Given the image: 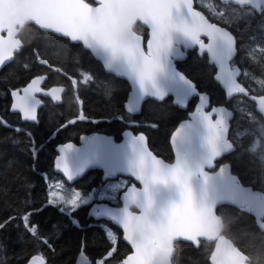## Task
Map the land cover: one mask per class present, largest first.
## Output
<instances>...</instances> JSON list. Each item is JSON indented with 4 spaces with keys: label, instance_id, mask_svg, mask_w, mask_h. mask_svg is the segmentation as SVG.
<instances>
[{
    "label": "snow or ice",
    "instance_id": "6c2138e0",
    "mask_svg": "<svg viewBox=\"0 0 264 264\" xmlns=\"http://www.w3.org/2000/svg\"><path fill=\"white\" fill-rule=\"evenodd\" d=\"M249 30L254 34L245 44L242 37ZM38 31L54 36L61 48L87 52L107 75L126 80L129 117L147 98L173 96L176 105L188 108L191 101L194 107L170 134L173 162L154 154L144 133L131 131L119 144L91 136L81 137L83 147L59 148L55 168L68 181L98 167L112 182L85 195L66 191L63 184L49 185L47 204L71 214L95 201L90 215L107 217L121 229L107 231L109 245L97 257L82 245L75 264H179L181 242L200 249L204 264H264V248L252 255L239 246L226 232L231 220L220 211L227 205L247 213L264 236V0H0V68L13 63L31 43L29 34ZM189 50L206 57L226 106H211L208 94L178 70L176 62ZM33 53L40 65L53 67L38 50ZM54 71L78 87L62 68ZM80 75L85 84L98 81L110 94L104 78ZM46 78L36 75L11 91V109L24 121H37L42 103L37 94L61 99L64 87L46 90L41 86ZM76 119L87 117L81 111ZM0 126L11 127L2 117ZM241 144L258 168L248 184L223 162ZM30 146L35 155L31 139ZM31 215L22 216L23 226L39 242L42 234ZM16 219L0 221V230ZM43 243L51 248L47 239ZM0 264H7L6 258ZM27 264H46L45 256L31 255Z\"/></svg>",
    "mask_w": 264,
    "mask_h": 264
},
{
    "label": "trees",
    "instance_id": "16d2710c",
    "mask_svg": "<svg viewBox=\"0 0 264 264\" xmlns=\"http://www.w3.org/2000/svg\"><path fill=\"white\" fill-rule=\"evenodd\" d=\"M252 34L254 30L244 33L242 42L248 43ZM29 38L31 43L26 45L23 53L13 63L0 69V117L11 125L0 126V221L9 216L17 217L14 223L0 230V258H6L7 264H24L31 255L42 254L46 264H74L82 245L86 246L92 257H97L109 245L107 231L111 229L120 233L121 230L108 221H96L89 217V204L82 205L71 214L47 204L49 185L58 184V181L66 185L67 189L64 190L78 188L83 194L112 182H102L101 172L90 170L77 181L76 187H72L53 171L56 145L69 140L78 141L81 134L91 131L106 132L119 139L121 131L129 127L134 132L143 131L148 137L150 148L171 160L169 136L177 123L186 118V111L173 105L171 98L167 97L160 102L144 101L141 111L129 117L124 109L129 91L127 81L107 75L87 52L75 47H59L52 35L38 31L29 34ZM33 49L38 50L53 67L40 65ZM205 60L206 57H200L190 50L185 60L176 63L203 92L209 94L211 105L226 104L224 93ZM55 67L62 68L76 78L78 87L73 89L71 81L62 73L54 71ZM82 71L104 78L111 89L110 94L104 87L98 86V81L85 84L80 75ZM41 74L47 75L45 87L65 85L67 89L59 103L43 99L37 122H24L11 109L10 93ZM77 96L82 104L77 103ZM192 108L190 101L189 109ZM81 111L87 117L83 121L76 119ZM69 120H76V123L68 124ZM129 120L133 123L130 124ZM153 124L156 127H151ZM17 127L24 131L17 133ZM28 133H31V137ZM30 139L36 148L35 155ZM224 160L230 161L232 171L245 184L257 175V164L244 152L242 144L237 146L234 153L225 156ZM220 211L231 220L226 232L239 246L252 255L264 248V236L258 233L250 215L227 205ZM27 212H32L30 219L42 234L39 242L23 226L22 216ZM246 233H255V236L249 237ZM44 239L48 240L51 248L43 243ZM120 246L122 250L126 247L123 242ZM178 260L179 264H204L202 251L189 242L178 245Z\"/></svg>",
    "mask_w": 264,
    "mask_h": 264
},
{
    "label": "water",
    "instance_id": "95a60500",
    "mask_svg": "<svg viewBox=\"0 0 264 264\" xmlns=\"http://www.w3.org/2000/svg\"><path fill=\"white\" fill-rule=\"evenodd\" d=\"M190 51V50H189ZM183 60H185V59H183ZM183 60H179V61H183ZM178 68V67H177ZM1 69V68H0ZM178 70H180L179 68H178ZM181 71V70H180ZM183 72V71H182ZM41 75H45L46 77H47V75L46 74H41ZM35 77V76H34ZM33 77V78H34ZM32 79V78H31ZM31 79L27 82V83H29L30 81H31ZM126 81V80H125ZM216 82V81H215ZM27 83L23 86V87H25L26 85H27ZM44 83H45V81H44ZM44 83L41 85L42 87H44L46 90L47 89H49V88H51V87H60V86H62V87H64V89H65V91H66V89H67V87L65 86V85H53V86H50V87H45L44 86ZM128 83V82H127ZM217 83V82H216ZM129 85V84H128ZM22 87V88H23ZM13 90H15V89H13ZM64 91V92H65ZM130 91H131V88H130V85H129V91H128V94H127V96L130 94ZM64 92L63 93H60V97H61V99H62V96H63V94H64ZM206 93V92H205ZM38 95V98L42 101V103H41V105L40 106H38V108H37V117H38V112H39V110H40V108L43 106V104H44V98H47V99H50V100H52L53 102H55V103H59L60 101H61V99L59 100V101H55V100H53L50 96H44L43 94H37ZM208 96H209V94H208ZM225 96V95H224ZM170 98H171V101H172V104L173 105H175V106H177L178 108H180V109H187V108H182V107H180V106H178V105H176L175 103H174V97L173 96H169ZM10 98H11V103H12V97H11V93H10ZM209 98H210V96H209ZM154 100V101H157V100H155V99H151V98H147L146 100ZM145 100V101H146ZM126 102H127V97H126V100H125V102H124V109H125V104H126ZM144 102V101H143ZM143 102H142V104H143ZM157 102H160V101H157ZM226 106V104H224V103H222V104H213V105H211V106ZM141 107H142V105H141ZM125 111H126V109H125ZM141 111V110H140ZM139 111V112H140ZM191 111H194V107L192 108V110ZM190 111V112H191ZM138 112V113H139ZM189 112V113H190ZM16 113H18L19 115H20V117H21V119H22V121H24L23 120V117H22V114H20L19 112H16ZM138 113H136V114H138ZM136 114H134V115H136ZM188 118H189V114H188ZM188 118H185V119H188ZM185 119H182V120H180L178 123H177V125L175 126V127H178L179 126V123L180 122H183V120H185ZM24 122H33V123H35V122H37V121H24ZM175 127H174V129H175ZM174 129L172 130V131H174ZM129 131H131V132H133L134 134H140V133H144L143 131H138V132H134L131 128H125V129H123L122 131H121V133H120V138L119 139H116L115 138V136L113 135V134H109V133H106V132H101V131H91V132H88V133H83V134H81L80 136H79V139H78V141H72V140H69V141H65V142H61V143H59V144H57L56 145V147H55V151H56V155H55V157H54V159H53V171L56 173V174H58V175H60L62 178H63V180L66 182V183H68V184H73L75 181H77V180H79V179H81L88 171H90V170H99L100 172H101V180L102 181H105V174H104V169H102V168H98V167H93V168H89V169H87V170H85V172L81 175V176H79V177H77V178H75L74 180H72V181H68L67 180V177L66 176H64V174L61 172V171H59L58 169H56L55 168V158L59 155V148L62 146V145H65V144H68V143H71V144H73V145H75L76 147H83V144H84V142L82 141V139H81V137H91V136H101V137H106V138H110V139H112L113 140V142H115V143H123L124 142V140H125V133L126 132H129ZM145 134V133H144ZM171 134V133H170ZM146 135V134H145ZM147 136V135H146ZM169 145H170V148H171V151H172V155H173V158H172V160H167V159H165V158H163L162 156H160V155H158V154H156L151 148V150L153 151V153L154 154H156V155H158L161 159H164V160H166V161H168V162H173L174 161V152H173V150H172V147H171V142H170V136H169ZM150 147V146H149ZM227 156V155H226ZM224 158V157H223ZM224 163H227V164H229L230 165V167H231V164H230V162L229 161H223ZM231 171H232V167H231ZM232 173L234 174V175H237L236 173H234L233 171H232ZM238 176V175H237ZM96 202L94 201L92 204H90L89 205V207H88V216L89 217H92L94 220H96V221H99V220H104V221H108V222H110L111 224H113V225H115L116 227H118L113 221H111L109 218H107V217H97V216H95V215H90V213H91V211H92V207L94 206V204H95ZM104 203H107L108 205H109V207H115V206H120V205H114V204H111V203H109L108 201H104ZM119 228V227H118ZM120 229V228H119ZM121 230V229H120ZM190 243V242H189ZM77 258H78V255H77V257H76V259H75V262H76V260H77ZM30 259V258H29ZM28 259V260H29ZM27 260V261H28ZM27 261L24 263V264H27ZM75 264V263H74Z\"/></svg>",
    "mask_w": 264,
    "mask_h": 264
},
{
    "label": "flooded vegetation",
    "instance_id": "af4514ba",
    "mask_svg": "<svg viewBox=\"0 0 264 264\" xmlns=\"http://www.w3.org/2000/svg\"><path fill=\"white\" fill-rule=\"evenodd\" d=\"M196 53H197V51L196 50H194ZM198 54V53H197ZM181 110H183V111H186V118H188V114H189V112L192 110V109H189V107L187 108V109H181ZM170 146V145H169ZM171 149V148H170ZM172 152V151H171ZM172 158H173V155H172V157H171V160H172ZM226 161H228V160H226ZM230 162V161H229ZM235 173V172H234ZM237 174V173H236ZM238 175V174H237ZM239 176V175H238ZM240 177V176H239ZM62 178V177H61ZM63 179V178H62ZM82 179V178H81ZM78 181V180H77ZM77 181H75L73 184H69V185H72V187H76V185H77ZM249 182H247V184H248ZM92 190V189H91ZM91 190H89V191H91Z\"/></svg>",
    "mask_w": 264,
    "mask_h": 264
},
{
    "label": "rangeland",
    "instance_id": "374dc122",
    "mask_svg": "<svg viewBox=\"0 0 264 264\" xmlns=\"http://www.w3.org/2000/svg\"><path fill=\"white\" fill-rule=\"evenodd\" d=\"M109 183H111V182H109ZM58 184H63L64 189H67L66 185H65L63 182L58 181ZM50 185H51V184H50ZM71 191H80L82 195H85V194H87V193L90 192V191H89V192H86L85 194H83V192H82L80 189H78V188H74V189H72ZM62 194H64L63 191H62Z\"/></svg>",
    "mask_w": 264,
    "mask_h": 264
},
{
    "label": "bare ground",
    "instance_id": "6f19581e",
    "mask_svg": "<svg viewBox=\"0 0 264 264\" xmlns=\"http://www.w3.org/2000/svg\"><path fill=\"white\" fill-rule=\"evenodd\" d=\"M235 158V157H234ZM233 161V160H232ZM239 168V167H238ZM249 171V170H248ZM46 260V259H45Z\"/></svg>",
    "mask_w": 264,
    "mask_h": 264
}]
</instances>
